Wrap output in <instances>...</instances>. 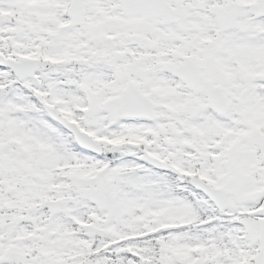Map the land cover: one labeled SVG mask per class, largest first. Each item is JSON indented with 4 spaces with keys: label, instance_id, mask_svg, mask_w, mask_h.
<instances>
[{
    "label": "snow or ice",
    "instance_id": "obj_1",
    "mask_svg": "<svg viewBox=\"0 0 264 264\" xmlns=\"http://www.w3.org/2000/svg\"><path fill=\"white\" fill-rule=\"evenodd\" d=\"M0 264H264V0H0Z\"/></svg>",
    "mask_w": 264,
    "mask_h": 264
}]
</instances>
